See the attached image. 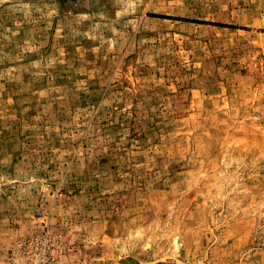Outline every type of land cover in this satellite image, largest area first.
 <instances>
[{"label": "rangeland", "instance_id": "374dc122", "mask_svg": "<svg viewBox=\"0 0 264 264\" xmlns=\"http://www.w3.org/2000/svg\"><path fill=\"white\" fill-rule=\"evenodd\" d=\"M0 264H264V0H0Z\"/></svg>", "mask_w": 264, "mask_h": 264}]
</instances>
